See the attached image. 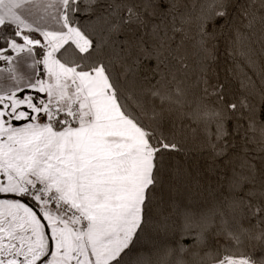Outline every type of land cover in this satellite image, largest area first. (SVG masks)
Listing matches in <instances>:
<instances>
[{
  "label": "snow or ice",
  "instance_id": "1",
  "mask_svg": "<svg viewBox=\"0 0 264 264\" xmlns=\"http://www.w3.org/2000/svg\"><path fill=\"white\" fill-rule=\"evenodd\" d=\"M0 264H264V0H0Z\"/></svg>",
  "mask_w": 264,
  "mask_h": 264
}]
</instances>
